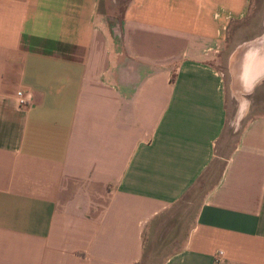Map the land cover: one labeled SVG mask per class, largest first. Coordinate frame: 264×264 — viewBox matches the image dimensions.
<instances>
[{"label":"crops","instance_id":"1","mask_svg":"<svg viewBox=\"0 0 264 264\" xmlns=\"http://www.w3.org/2000/svg\"><path fill=\"white\" fill-rule=\"evenodd\" d=\"M101 4L0 0V264H141L149 222L201 177L160 264H264V13L229 67V142L209 56L247 0H126L109 24Z\"/></svg>","mask_w":264,"mask_h":264},{"label":"rangeland","instance_id":"2","mask_svg":"<svg viewBox=\"0 0 264 264\" xmlns=\"http://www.w3.org/2000/svg\"><path fill=\"white\" fill-rule=\"evenodd\" d=\"M125 1L102 0L99 10L103 13V18L107 20L108 24L112 20L119 21ZM247 2L248 13L241 18H230L223 29L222 42L218 51H214L209 56L213 67L219 69L223 74L226 109L223 132L229 142L234 138L238 125L237 111H235L236 98L242 95L232 84L229 67L231 68L233 65L237 48L243 43V38H253V34L259 28L261 15L264 13V0H247ZM244 95L246 96V94ZM252 102L255 103L254 98ZM207 186V179L199 178L177 201L169 204L149 222L143 232L141 264H160L166 255L182 246L188 231L193 226L199 199Z\"/></svg>","mask_w":264,"mask_h":264},{"label":"built area","instance_id":"3","mask_svg":"<svg viewBox=\"0 0 264 264\" xmlns=\"http://www.w3.org/2000/svg\"><path fill=\"white\" fill-rule=\"evenodd\" d=\"M16 100H17V104L24 106L26 104V98L22 95L21 91H16ZM222 254V250H217L215 253V260H217Z\"/></svg>","mask_w":264,"mask_h":264}]
</instances>
